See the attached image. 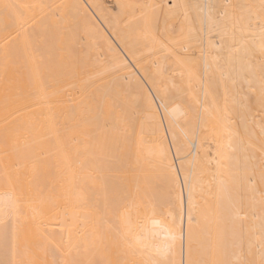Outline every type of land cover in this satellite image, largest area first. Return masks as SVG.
<instances>
[{"label": "bare ground", "instance_id": "obj_1", "mask_svg": "<svg viewBox=\"0 0 264 264\" xmlns=\"http://www.w3.org/2000/svg\"><path fill=\"white\" fill-rule=\"evenodd\" d=\"M147 1L0 0V264H264V0Z\"/></svg>", "mask_w": 264, "mask_h": 264}, {"label": "rangeland", "instance_id": "obj_2", "mask_svg": "<svg viewBox=\"0 0 264 264\" xmlns=\"http://www.w3.org/2000/svg\"><path fill=\"white\" fill-rule=\"evenodd\" d=\"M110 1H111V2H110ZM116 1H117V0H98V2H100L101 6H102L103 8H104L105 6H107V9L110 10L111 7H112V10H113V11L110 10V11H112V13H110V11H108V10L106 9V7H105V11H106L108 14L110 13V14H109L110 16L113 15V14H114L113 12L116 11V12H115L116 15L114 14L115 17H116V19L118 20V17H119V19H122V20H121V22H122V21H124V19H125L126 16L124 15V13H122L123 18H122L121 15H119V14H120V10H121V8H120V6H117L118 4H117ZM125 1H126V2H130V3H137V4L139 3V4H140V8H141V7L144 8L143 6L145 5V2H146V4L148 3L147 0H146V1H145V0H124V2H125ZM106 2H107V3H106ZM142 2H143V3H142ZM102 3H103V4H102ZM116 4H117V5H116ZM141 4H143V5H141ZM108 7H109V8H108ZM115 8H116V9H115ZM137 8L139 9V7H137ZM137 8H136V10H138ZM114 10H115V11H114ZM118 11H119V12H118ZM219 11H221V10H219ZM117 12H118V13H117ZM121 12H122V10H121ZM114 15H113V18H114ZM217 15H218V14H215V16L218 18V20H220V18L218 17V16H220V15H218V16H217ZM120 16H121V17H120ZM111 17H112V16H111ZM234 18H235V16H234ZM231 19H232V18H231ZM119 21H120V20H119ZM176 21H178L176 17L171 18V19L169 20V22H171L172 25H173L172 28H171V30L169 31V34L171 35V37H174V38H175V39H174V44H177V45L174 46V44L172 43V44H170L171 48L168 47L169 45H168V46H165V48H164L163 45H165V44H169L170 42H169V43L161 44V46H160V43H159V46H157V45H158V43H157V44H156V48L158 49V51H159L161 54L163 53L162 51H165L166 48H167V49L170 48V50H171V49L173 50V51H171V52H174L175 50L173 49L172 46L176 47L175 49H176V51H178L179 48L184 47V45H186L185 43H187L186 40H185L182 36H180V35L182 34V29H184V26H185V25H184L183 22H180V23L177 24ZM211 34H212V33H211ZM208 35H209V34H208ZM213 35H215V37H214ZM213 35H211V36L209 35V36H210V37H213L212 40L216 42V41L218 40V39L216 38V35H217V34L214 32ZM202 36H203V38L205 39L206 36H205L204 34H202ZM202 36H200V37L202 38ZM203 38H202V39H203ZM215 39H216V40H215ZM189 40L191 41L192 39L190 38ZM212 40H211V41H212ZM220 40H221V39H220ZM209 41H210V40H209ZM220 42H222V41H220ZM218 43H219V41H217V44H218ZM203 44H204V42H203ZM203 44H202V45H203ZM182 45H183V46H182ZM177 46H180V47H177ZM188 46H189L190 49H191V48H192V49L195 48L193 51H194L197 55H198L199 53H197L196 51L199 52V49H200V51H202L201 48H203V47H201L200 44L194 43L193 41H191V43H189ZM193 47H194V48H193ZM200 47H201V48H200ZM160 48H162V51H161ZM163 48H164V49H163ZM177 49H178V50H177ZM206 49H207V48H206ZM206 49H205V50H206ZM153 50H154V49H153ZM153 50H152V51H153ZM207 50H208V49H207ZM207 50H206V51H207ZM209 50H210V52H213L211 49H209ZM209 50H208V51H209ZM158 51H155V50H154L153 52L156 53V52H158ZM166 51H167V50H166ZM166 51L164 52V54H167V53L169 52L168 54H170L169 57L171 58V55H172V54L170 53L169 49H168L167 52H166ZM203 51H204V50H203ZM208 51H207V52H208ZM200 53H201V52H200ZM208 53H209V52H208ZM157 54H158V53H157ZM162 55H163V54H162ZM155 57H156V56H155ZM159 57H160V54H158V58H159ZM156 60H157V57H156ZM152 62H154V60H153ZM247 93H248V95H250V92H249V91H247ZM248 99L250 100V96L248 97ZM251 100H253L252 97H251ZM251 100H250V101H251ZM189 139L192 140V138H190V137H189ZM210 150H211V149H210ZM210 150H209V152L212 151V150H211V151H210ZM243 263H244V262H243Z\"/></svg>", "mask_w": 264, "mask_h": 264}]
</instances>
